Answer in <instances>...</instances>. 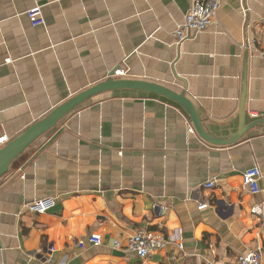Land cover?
<instances>
[{"label":"crops","instance_id":"0c3cea01","mask_svg":"<svg viewBox=\"0 0 264 264\" xmlns=\"http://www.w3.org/2000/svg\"><path fill=\"white\" fill-rule=\"evenodd\" d=\"M191 2L0 0L5 144L110 75L184 94L217 141L241 122L263 121L236 143L216 146L163 97L133 90L92 97L0 178V264H232L257 246L264 264V208L262 217L251 214L264 196L242 181L256 167L264 188V0H220L212 25L177 44ZM34 6L42 26L28 21ZM41 199L54 207L26 211ZM139 231L179 235L182 248L171 244L145 261L114 249ZM89 235L103 244L80 248Z\"/></svg>","mask_w":264,"mask_h":264},{"label":"built area","instance_id":"2783aa9c","mask_svg":"<svg viewBox=\"0 0 264 264\" xmlns=\"http://www.w3.org/2000/svg\"><path fill=\"white\" fill-rule=\"evenodd\" d=\"M220 6V0H192L191 6L187 11L183 24L178 27L174 36L177 44H181L190 36L203 33L213 23L216 11ZM247 13V10L243 11V14ZM260 14V11L257 12ZM28 21L32 27H38L44 25V18L41 12V7L34 6L26 12ZM260 23L264 27V18H261ZM259 55L264 56V50L259 52ZM9 62V61H6ZM122 71L114 72V77H122ZM254 116V115H253ZM193 133V130L190 129ZM7 142L6 138L0 139V146H3ZM261 174L258 168L253 167L245 170L242 174L243 187L251 194H262L264 196V188L260 187ZM214 187V182L209 181L204 184L206 190H210ZM54 207V201L52 199H41L34 201L25 207L26 211L32 214L42 215L51 210ZM205 205H200L199 210L204 209ZM264 208V201L261 205H254L251 209V214L256 217H262ZM179 240V235L172 237H165L160 232L139 231L127 238V241L123 247H121L118 241L113 243L114 249L122 250L123 252L133 253L139 259V261L149 260L156 253L163 251L171 244H176L178 248H182ZM86 244L92 246H101L103 244L102 239L98 235H89L85 241L78 242L80 248ZM53 248L50 247L47 251L48 255L53 253ZM45 262L49 263L50 258L45 257ZM205 264H216L212 260L204 261ZM232 264H262L261 247H256L252 251L237 255Z\"/></svg>","mask_w":264,"mask_h":264},{"label":"water","instance_id":"95a60500","mask_svg":"<svg viewBox=\"0 0 264 264\" xmlns=\"http://www.w3.org/2000/svg\"><path fill=\"white\" fill-rule=\"evenodd\" d=\"M117 90L142 91L163 97L166 100L179 105L188 115L197 135L203 141L216 146L232 145L236 143L248 129L263 122L258 121L253 125H250V127H245L241 122L240 128L235 135L225 139L224 141H217L216 139L210 137L204 130L199 115L192 103L185 98L184 94H177L166 87L153 83L114 79L113 75H110L109 79L104 83L68 100L63 105L54 109L47 117L32 125L22 135L8 142L3 147H0V178L8 172L10 165L16 161L36 140L56 127V125L68 114L96 95ZM240 114L244 115L242 108H240Z\"/></svg>","mask_w":264,"mask_h":264}]
</instances>
